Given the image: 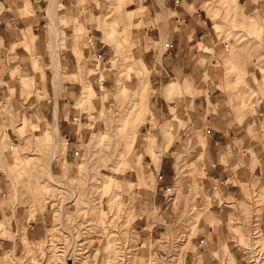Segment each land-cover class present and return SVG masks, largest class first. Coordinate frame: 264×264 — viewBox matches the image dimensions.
<instances>
[{
    "label": "rangeland",
    "instance_id": "1",
    "mask_svg": "<svg viewBox=\"0 0 264 264\" xmlns=\"http://www.w3.org/2000/svg\"><path fill=\"white\" fill-rule=\"evenodd\" d=\"M69 1L0 0V30L12 32L9 42L0 33V264H264V184L252 167L230 165L223 185L239 197L192 184L207 157L190 145L172 154V184L159 182L175 129L194 121L184 98L201 86L176 73L153 87L135 35L146 0ZM207 1L210 40L236 78L240 122L251 125V107L264 110V0ZM158 96L172 102L170 117L149 122ZM204 224L220 239L202 256Z\"/></svg>",
    "mask_w": 264,
    "mask_h": 264
},
{
    "label": "crops",
    "instance_id": "2",
    "mask_svg": "<svg viewBox=\"0 0 264 264\" xmlns=\"http://www.w3.org/2000/svg\"><path fill=\"white\" fill-rule=\"evenodd\" d=\"M69 2L72 7L75 6L72 0ZM75 2L78 3L79 0ZM206 2L208 1L146 0L144 5L146 9L138 18V23L143 26L135 31L136 39L139 41L138 59L148 67L150 81L155 88H162L166 80H172L177 76L176 73L182 78L180 79L182 83L186 82L193 88L194 85L201 86L198 89L200 93L196 97L185 96L184 103L187 101L189 104L187 108L181 107L180 104L182 110L189 109V114L193 113L191 115L194 121L189 120L183 128L175 129L178 131L176 145L172 146L168 155H162L160 159L159 182H165L168 187L172 184L175 179L174 173L171 172L175 163V157L172 154L179 151L186 154L189 146L193 145L197 158H201L200 155L205 151L207 160L198 159L196 161L197 172L195 176L190 177L192 184L200 180L204 188L205 185L215 188L222 187L228 196L235 198L239 197V191H233L237 185H223L234 178L235 171L232 166L230 167L232 163L248 164L253 170L250 179L256 180L261 186L264 184V131L261 129L264 126L261 119L264 117V110L251 107L246 115L251 114L250 117L252 116L251 119L254 122L251 125L247 123V120L240 122L235 109L237 97L233 92L236 78L226 77V57L223 50L210 40L212 32L210 18L201 10ZM80 18L82 22V17ZM71 30L70 33L75 31ZM34 31L35 29L33 33ZM0 33L4 41L9 42L12 39L10 30L1 27ZM91 33L90 31L87 37L91 38ZM204 41H206L204 49H200L199 45ZM68 59L70 61L68 67L71 68L73 57H68ZM153 103V113L149 117V122L154 120L158 123L170 117L171 101L158 96ZM143 148V146L140 147V149ZM252 150H254L253 153ZM141 155L144 162L150 159L146 154ZM149 162L151 163V159ZM147 192L138 193L141 200L157 204V198L153 197L152 200L147 198L152 191H149V194ZM261 205L262 228L264 229V202ZM160 207H163V204H160ZM208 212L211 213L210 215L220 212L221 216L223 211L212 207ZM139 222L146 226L144 229L147 228V220L139 219ZM220 222L223 225V218ZM203 227L208 229V232L206 231L205 236L200 238L202 241L199 247H202V256L206 253L211 254V249L216 248L215 245L212 246V243L220 239L219 234L215 239L210 224H204ZM31 230L34 238L41 235L36 224ZM139 240L144 245L151 242V239H146V236H141Z\"/></svg>",
    "mask_w": 264,
    "mask_h": 264
},
{
    "label": "bare ground",
    "instance_id": "3",
    "mask_svg": "<svg viewBox=\"0 0 264 264\" xmlns=\"http://www.w3.org/2000/svg\"><path fill=\"white\" fill-rule=\"evenodd\" d=\"M50 39H51V41L53 40V43H54V39H52V37H50ZM126 39V38H125ZM123 44V43H122ZM89 45H90V43H89ZM92 45V44H91ZM76 47V46H75ZM91 47V46H90ZM134 47V46H133ZM133 47H131V48H133ZM131 51V50H130ZM53 54H55V53H53ZM54 56V55H53ZM58 82V80H56L55 79V83H57ZM264 189V188H263Z\"/></svg>",
    "mask_w": 264,
    "mask_h": 264
}]
</instances>
